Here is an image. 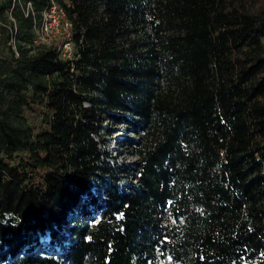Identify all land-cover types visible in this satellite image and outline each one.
I'll return each mask as SVG.
<instances>
[{"label":"trees","instance_id":"obj_1","mask_svg":"<svg viewBox=\"0 0 264 264\" xmlns=\"http://www.w3.org/2000/svg\"><path fill=\"white\" fill-rule=\"evenodd\" d=\"M54 1L0 4V264H264V0Z\"/></svg>","mask_w":264,"mask_h":264},{"label":"rangeland","instance_id":"obj_2","mask_svg":"<svg viewBox=\"0 0 264 264\" xmlns=\"http://www.w3.org/2000/svg\"><path fill=\"white\" fill-rule=\"evenodd\" d=\"M3 0H0V4ZM11 21H14L12 18L10 19ZM7 24H5L4 22L1 21L0 18V26L3 27ZM39 25L41 26V22L38 23V30L36 31V37H35V45L37 44H41L43 42L44 38H48V39H52L54 40L56 37H58V34H56V30L54 29V27H50V25L48 24L47 26H43V27H39ZM8 29L10 30V25H7ZM1 32H0V38H1ZM4 40H2V42H0V50L2 52H4L5 54H7L9 52L8 47L4 44ZM68 39H65V44H63L62 46V58L67 59L73 56L74 51H73V45L71 42H67ZM67 49V51H66ZM104 124L108 125L107 120H103ZM111 129H114V132H110L104 135V139H105V143L106 142H112L114 141L115 137L116 138H125V139H129V140H140V137L137 135V133L128 130V131H124L125 127L123 126H111ZM111 143V149H112V155L113 158H109V161L112 164H118V165H122V164H133L136 161V157L133 154V148H131L130 144L128 145H117L115 142L112 145ZM104 145V144H103ZM104 147V146H103ZM47 243L50 241V238H48ZM167 263L168 264H173L171 259H167ZM160 264H163V262L161 261Z\"/></svg>","mask_w":264,"mask_h":264},{"label":"built area","instance_id":"obj_3","mask_svg":"<svg viewBox=\"0 0 264 264\" xmlns=\"http://www.w3.org/2000/svg\"><path fill=\"white\" fill-rule=\"evenodd\" d=\"M51 2L52 5L43 11L41 20H39V22L37 21L36 31L38 30V23L41 22V26L39 25V27L47 26L49 24L50 27H54V29L56 30V34H58L59 36L63 31H66L71 26V23L67 20L66 12L64 11V9L59 7L54 0H51ZM22 9L26 13V15L31 13L33 16H35L36 14L34 6L31 2L25 4ZM51 41L52 39L44 38L41 44H46ZM67 42L69 43L70 40L68 39ZM10 44L13 45V49L16 51L15 41L12 40Z\"/></svg>","mask_w":264,"mask_h":264}]
</instances>
